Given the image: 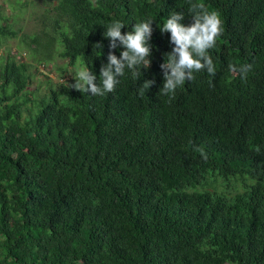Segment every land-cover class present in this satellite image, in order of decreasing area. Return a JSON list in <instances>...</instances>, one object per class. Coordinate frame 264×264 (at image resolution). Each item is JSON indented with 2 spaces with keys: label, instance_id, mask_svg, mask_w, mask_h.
Masks as SVG:
<instances>
[{
  "label": "trees",
  "instance_id": "obj_1",
  "mask_svg": "<svg viewBox=\"0 0 264 264\" xmlns=\"http://www.w3.org/2000/svg\"><path fill=\"white\" fill-rule=\"evenodd\" d=\"M14 4L12 21L0 14V264H264V0ZM192 4L222 20L215 76L194 71L164 94L175 45L160 28L175 11L190 26ZM115 21L122 33L153 21L150 66L103 96L71 87L83 69L99 84L125 50L104 36ZM11 39L43 66L58 57L66 78L28 88L32 64Z\"/></svg>",
  "mask_w": 264,
  "mask_h": 264
},
{
  "label": "clouds",
  "instance_id": "obj_2",
  "mask_svg": "<svg viewBox=\"0 0 264 264\" xmlns=\"http://www.w3.org/2000/svg\"><path fill=\"white\" fill-rule=\"evenodd\" d=\"M194 23L185 26L180 23L185 18L183 12H172L160 31L170 32V43L174 44L171 52L167 53V60L161 65L164 69L165 83L161 91L164 94H175V89L184 84L185 80H192L194 71L206 70L210 76H215V65L208 52L214 48L217 38L223 34L222 20L217 12L204 10L203 4H192L189 8ZM153 21L135 24L131 31L122 33L125 25L120 21L113 22L105 31L104 36L109 39L110 50L118 47L117 41L123 45L124 51L117 58L112 51L107 57V64L100 68V83H96V75L88 69L79 71L76 82L71 87L78 91L90 92L92 95L103 96L115 90L120 83L119 78L125 74V70H132L133 75L139 78V69L150 66ZM99 47L101 45L97 44ZM250 65L241 66L239 71L245 73L250 70ZM232 68V66H230ZM236 70V69H232ZM154 84L153 80H146L141 86L149 89ZM201 154H206L202 149Z\"/></svg>",
  "mask_w": 264,
  "mask_h": 264
},
{
  "label": "rangeland",
  "instance_id": "obj_3",
  "mask_svg": "<svg viewBox=\"0 0 264 264\" xmlns=\"http://www.w3.org/2000/svg\"><path fill=\"white\" fill-rule=\"evenodd\" d=\"M16 2L20 3H24L26 1L29 2V0H0V14L2 15H10L11 17V13L14 12V10H11L12 7H18L16 4H14ZM40 8V7H39ZM16 11V10H15ZM38 12V13H37ZM40 9H38V6H36V8L34 9V5L31 7L29 6L27 8V13H25L23 16L18 14L19 18V24L22 26L23 31H30V28L35 29V23H36V14H39ZM12 17L10 18V21H12ZM21 34V33H19ZM21 36V35H20ZM18 39H20L18 37ZM18 39H11L8 42V47L11 48V50L13 52H16L18 49L20 50L19 52V56L23 59L28 61L29 63L32 64V70L34 72V80L33 83L28 87L30 89H34V88H43L44 86H47L46 83V77L51 78V80L53 81H62L64 80L66 77L63 78H58V73L56 68L57 67H61V66H65L64 62L62 60H60L58 57H55L51 60V62H49L47 64V66H43L42 64H39L37 61H35V59L29 54V52L26 50V48H24L23 46L18 47L17 46V41ZM35 66V67H34ZM67 68L70 70V66ZM75 73V72H74ZM47 75V76H46ZM67 77L69 75H71L69 72H66ZM41 86V87H40Z\"/></svg>",
  "mask_w": 264,
  "mask_h": 264
}]
</instances>
